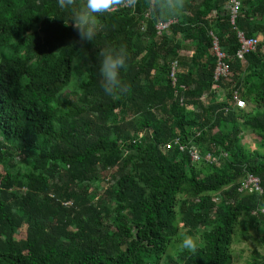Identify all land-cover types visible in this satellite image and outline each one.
Here are the masks:
<instances>
[{
    "label": "trees",
    "instance_id": "16d2710c",
    "mask_svg": "<svg viewBox=\"0 0 264 264\" xmlns=\"http://www.w3.org/2000/svg\"><path fill=\"white\" fill-rule=\"evenodd\" d=\"M240 1L232 26L230 0H186L157 36L139 0L100 17L78 50L58 0H0V264H232L234 244L248 242L249 264H264V0ZM236 30L262 36L245 64L234 57ZM209 31L229 66L222 100ZM121 45L129 91L113 98L96 53ZM233 91L245 109L233 108ZM244 130L260 149L243 144ZM176 139L228 157L194 165L178 149L161 151ZM246 174L260 195L238 192ZM189 234L199 237L195 253L180 247Z\"/></svg>",
    "mask_w": 264,
    "mask_h": 264
},
{
    "label": "clouds",
    "instance_id": "9594fccd",
    "mask_svg": "<svg viewBox=\"0 0 264 264\" xmlns=\"http://www.w3.org/2000/svg\"><path fill=\"white\" fill-rule=\"evenodd\" d=\"M139 0H58L60 9L71 14V22L65 27H70L76 34V39L71 43L79 46L78 50L91 43L100 30L99 18L111 14L120 8H135ZM147 9L155 18L164 23L176 19L185 10L186 0H145ZM101 87L104 92L113 97L119 98L129 91V85L121 78L122 70L127 69L129 55L126 46L104 47L96 53ZM71 65L75 69L80 63L79 55L71 58ZM87 76V73L83 74ZM82 77L76 71L71 73L72 80H79ZM264 228V225H261ZM199 237L185 235L181 242V249L195 253Z\"/></svg>",
    "mask_w": 264,
    "mask_h": 264
},
{
    "label": "built area",
    "instance_id": "2783aa9c",
    "mask_svg": "<svg viewBox=\"0 0 264 264\" xmlns=\"http://www.w3.org/2000/svg\"><path fill=\"white\" fill-rule=\"evenodd\" d=\"M241 9V1L240 0H230L229 2V22L232 26L235 25V20L240 12ZM149 17V13L145 14V18ZM178 23V19H174L169 21L168 23L160 22L158 21L154 28L156 31L157 36L161 35L163 32L167 31L172 25H175ZM209 39H210V49L213 54V71H212V79H213V85L212 90L215 91L216 97L218 100L224 99L228 94L227 90L224 91L221 90V81L226 78L229 72V66L227 64L226 54L223 53V51L220 48V44L218 41L217 36L209 31L208 33ZM260 35L252 36V38H246L244 33L242 31L236 30V42L238 49L235 53V60L241 64H245V59L250 56L251 54H254L258 48V45L262 42L259 40ZM178 71H179V62L177 60H174L171 62V65L169 66V72H168V78L171 82V85L174 89L178 86ZM178 90H176V94ZM231 102L233 104V108L238 109H245L246 105L244 101L239 97L237 91H233L231 93ZM226 112H228V109L224 108ZM139 139H141V135L139 136ZM178 149L177 151L180 154H187L190 158L191 164H199L202 161L205 163H219L218 159L221 158H227L228 154H221L219 158H215L212 155L204 156L202 154L201 148L195 147V148H189L188 146H185L182 144L180 139H176L173 145L167 144L161 147V151L163 153L169 152L172 149ZM238 192L241 194H247V195H260L262 193V189L260 186L259 179L251 174H246L240 181H239V188ZM219 194H215L212 198V201L214 203L219 202ZM97 199H95L96 201ZM66 206H71V204H66ZM260 213L264 215V208L260 210ZM255 214V213H254Z\"/></svg>",
    "mask_w": 264,
    "mask_h": 264
},
{
    "label": "rangeland",
    "instance_id": "374dc122",
    "mask_svg": "<svg viewBox=\"0 0 264 264\" xmlns=\"http://www.w3.org/2000/svg\"><path fill=\"white\" fill-rule=\"evenodd\" d=\"M259 40L262 41V36H260ZM243 144L253 149H260L258 137L245 130L243 131ZM17 162L18 160H16ZM0 173H2V167L0 168ZM92 187L95 188L94 185ZM254 249L256 248L253 242L234 244L232 247V264H249Z\"/></svg>",
    "mask_w": 264,
    "mask_h": 264
},
{
    "label": "crops",
    "instance_id": "0c3cea01",
    "mask_svg": "<svg viewBox=\"0 0 264 264\" xmlns=\"http://www.w3.org/2000/svg\"><path fill=\"white\" fill-rule=\"evenodd\" d=\"M183 54H187V52H186V51H184V52H183Z\"/></svg>",
    "mask_w": 264,
    "mask_h": 264
}]
</instances>
